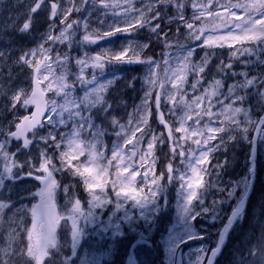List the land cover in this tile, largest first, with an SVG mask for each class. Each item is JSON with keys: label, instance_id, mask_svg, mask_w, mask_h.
<instances>
[{"label": "snow or ice", "instance_id": "6c2138e0", "mask_svg": "<svg viewBox=\"0 0 264 264\" xmlns=\"http://www.w3.org/2000/svg\"><path fill=\"white\" fill-rule=\"evenodd\" d=\"M139 2L141 7H136L137 0H30L22 21L11 25L15 32L29 34L39 13H47L48 30L40 35L42 43L36 48L21 49L15 59V64L21 69H31L32 76L27 78L31 90L20 86L23 81L0 88V95L7 101L0 113V119L5 120V124L0 125V217L6 214L5 210L11 212L14 209L9 193L16 181L31 178L43 187L38 192L29 193L39 197L40 203L30 209L31 228L21 229L26 239L22 237L13 247V241L5 237L4 245L0 246V264H47L51 250L56 246L55 233L59 222L67 219L75 224L76 217L81 215L82 206L78 199L73 208L74 215L63 217L55 213L53 198L58 183L53 172L67 169L73 176L82 178L93 206L99 209L117 203L144 205L153 202L166 176L178 178L182 182L181 188L186 190L185 206L190 207L205 186L201 173L207 170L202 166L209 163V154L216 150L217 145L225 142L224 135L216 134L229 136L237 129L254 133L264 130V116H254L252 107H245L250 94L258 98V104H264V71L258 70L264 69V0H238L237 3L228 0L225 4H221L220 0ZM234 9L243 10L245 16H238ZM94 10L102 13L97 23L103 24L109 15L113 22L108 25L109 31L85 34L77 42L78 46L96 44L117 34L135 35L141 29H146L149 34L146 42L136 45L129 42L119 52L105 50L95 56L84 53L83 59L59 52L53 56V45L62 44L71 49L76 31L82 29L87 32L88 17L93 15ZM188 10H191L190 16H186ZM73 14L81 16V19L68 22ZM57 21L62 27L59 34L53 36ZM174 26L175 33L172 31ZM7 27H0V32ZM180 27L186 29L192 41H200L207 32L203 45L227 48V57L219 59L218 54L211 51L205 52L199 63H191L195 48L179 45V52L186 54L175 57V70L169 74L170 62H163L166 87L165 82L157 83L153 70L159 67V63L149 52H154L157 47H174L172 39L181 34ZM221 29H226V32L220 34ZM46 44L48 47H45ZM38 54L42 59H35ZM9 55L5 50H0V61H6ZM213 57L219 59L214 69L215 76L220 78H213L203 95H194L187 100L189 93L183 85L187 83L188 74L196 77L195 82L189 85L195 93L197 85L211 72L209 66ZM121 63L148 66L149 74L143 81L147 86L143 107L147 111L148 100L152 98L156 122L167 128L166 133L159 136L152 134L147 118L142 117L129 129L131 134L128 135L125 128L133 124L132 115L127 116V124H122L120 119L113 116L116 106L107 97L114 80L109 79L105 83L100 77H104L106 66ZM70 64L77 69L76 72L68 70ZM53 65L60 71L56 72ZM89 69L91 78L86 76ZM112 75L116 76L115 73ZM7 79L12 80L13 77L9 75ZM228 80L232 82L226 86ZM44 81L47 83L41 86ZM134 83L135 80L130 81L128 86L133 87ZM212 98H216V103L221 106L218 113L211 110L215 106ZM224 100L230 103L224 104ZM205 101L207 105L201 107ZM235 104L240 106L234 107ZM162 107L167 109V114L173 120L178 121V127H169ZM29 108L35 109L31 115H18ZM6 114H10L12 119H5ZM220 116L225 117L220 123L228 126L227 132L221 126L206 124L200 127L204 118L211 122L213 117ZM241 116L243 120L238 118ZM189 121L192 122L190 126ZM104 124L112 129L111 134L116 141L110 150L105 149L103 143V137L109 134ZM142 126H147L149 130L145 131ZM146 137H149L146 148H141ZM187 139H192L197 150L184 151L182 141ZM157 144L167 146L170 160L158 176L154 172ZM33 150L35 156L30 154ZM106 150L110 155H105ZM25 153L29 155L21 159ZM50 153L59 154L60 168L52 163ZM85 154L87 159L84 163L73 164L74 160ZM190 156L194 158L191 162ZM146 157H151L147 166ZM181 158L188 164L183 174L174 167V162ZM113 168L115 179L109 181V169ZM138 177L140 184L147 186L146 192L144 187L134 186ZM65 191H68V187H65ZM192 218L195 219V216ZM11 235L14 237L16 233L13 231Z\"/></svg>", "mask_w": 264, "mask_h": 264}, {"label": "rangeland", "instance_id": "374dc122", "mask_svg": "<svg viewBox=\"0 0 264 264\" xmlns=\"http://www.w3.org/2000/svg\"><path fill=\"white\" fill-rule=\"evenodd\" d=\"M201 2H207V0H201ZM227 2L228 0H220L221 4ZM237 2L238 0H231V3ZM29 3L30 0H0V27L4 25L9 26L5 31L0 32V50H5L6 54L10 53L6 61H0V88H6L9 84L23 81V83H20V86L28 88L29 91L31 90L27 82V78L32 76L31 69H21L15 64V59L20 54L21 49L27 50L29 48H36L38 44L42 43L40 39L35 38L34 29L37 27L38 19L47 22V13L45 11L39 13L36 17L33 31L29 34L18 33L11 28L13 23H20L22 21L24 18L23 14ZM141 6V3L137 0L136 7ZM221 11H223V9H221ZM234 11H237L238 16H245L243 10L234 9ZM101 15V11H93V15L88 17L89 27L87 32L82 29L76 31L71 49L62 44L53 45V56L59 52L68 53L71 56L83 59L84 53H87L88 56H95L101 54L105 50L119 52L122 47L128 45L129 42L133 45L146 42V38H148L149 34L146 29H141L135 35L124 36L117 34L107 40H99L96 44L78 46L77 42L81 41L85 34H92L93 32L102 34L103 32L109 31L108 25L113 22L111 16L109 15L105 18L103 24H101L96 22L97 18L101 17ZM190 15L191 10H188L186 16ZM72 19H81V16L73 14V16L69 17L68 22ZM197 26H199V24H197ZM61 27V24L57 21L53 28L52 35L57 36ZM162 27H167V25H162ZM47 30L48 24L44 30L40 31L41 33H45ZM172 31L175 33L176 26L172 28ZM225 32L226 29H221L220 34H224ZM180 33L178 37H173L172 39L174 47H157L154 52H149V55L159 63V67L153 70L157 78V83L165 82L163 62L169 60L168 71L170 74L176 68L175 57L177 55L183 56L186 54L179 52V45L195 48L193 56L191 57V63H199L205 52L215 51L219 59H226L227 57V48L220 49L218 46L208 48L203 45L202 42L208 35L207 32L201 37L200 41L190 40L186 29L183 27H180ZM17 39H19L20 42L15 46L11 40L15 41ZM197 45L200 46L197 47ZM45 47H48V45L46 44ZM197 51H199L200 56L197 60H193L194 54ZM161 53H165V55H161ZM141 58L143 59L144 57ZM35 59H42V56L38 54ZM139 64L141 63H121L106 66L104 77H100V79L105 83L109 79L114 80L113 85L109 88V95L107 97L110 102L113 103L114 99L112 97L113 91H111V88L123 77L125 72L124 69ZM53 67L56 72L60 71L55 65H53ZM68 70L72 72L77 71L72 64L68 66ZM143 71L142 80L144 81L149 74L147 65L143 66ZM112 73H115L116 76L113 77ZM9 75L13 77L12 80L7 79ZM86 76L91 78V69L86 72ZM190 78H192V83L196 80L193 74H188L187 83L183 85L186 91L190 88L189 85H191ZM46 83L47 81H44L41 86H44ZM165 86L167 87V82H165ZM208 86L209 85H204L203 78L201 83L197 85L198 90L196 91V95H203L204 91L208 89ZM143 88L147 90L145 85H143ZM117 95L118 94H116L115 98H117ZM154 95L155 93H153V96ZM50 96L51 93H49V97ZM189 96L186 97L187 100H189ZM221 99H223V97H221ZM149 102L152 103V98H149ZM6 103L7 101L4 99L3 95H0V113L3 112L2 105ZM228 103H230V101L224 100V104ZM212 104L215 105L211 109L213 113L221 111V106L216 103V98H212ZM114 105L116 106V111L113 112V116L121 121L123 112L120 111V107L117 103ZM206 105L207 101H205L201 107H205ZM26 112L18 113V115L22 116ZM165 115L171 118L167 114V109ZM5 119L10 120L12 117L10 114H6ZM224 119V116L213 117L211 122H209L208 118H204L201 120L200 127L203 128L206 124L211 127H222L223 125L220 121ZM175 121L176 120L173 119L168 120L167 123L169 127H178L179 124L177 121L175 123ZM136 123L137 121L133 119V124L125 128V132L128 135L131 134L129 129L134 127ZM191 123L192 122L189 121L188 126H190ZM4 124L5 120L0 119V125ZM106 127H108L107 124ZM227 128L228 126L226 125V129ZM166 132L167 128L163 127L162 130L157 133V136ZM173 135L175 136L177 134L173 133ZM216 135L220 136L221 133H217ZM104 137L103 143L105 149L110 150L112 144L116 142L115 137L109 138L108 143L105 141ZM263 137L264 130L261 132V142H264ZM148 138L149 137H146L144 142L140 145L141 148H146ZM120 142L122 143L123 141ZM182 143L185 152L197 150L196 145L192 143V139L184 140ZM212 143L215 144V141ZM161 148L159 144L156 145L155 155L157 158L159 157ZM107 150L105 151L106 156L110 155V152ZM166 151L168 155V148H166ZM166 151L164 150L163 152ZM30 154L35 156V150ZM28 155L29 153H25L20 158L26 159ZM50 155H52V163L55 164L56 159L59 158V154L53 155L50 153ZM86 159L87 154H85V156H80L79 159L74 160L73 163L82 164ZM192 159L194 158L190 156L189 162H191ZM150 160L151 157H146V166L147 162H150ZM101 163H103V161ZM178 163L179 167H177L176 170L180 174H183V168L188 169V164L183 158L178 160ZM155 167L156 163L154 170ZM140 171L143 172L144 169H140ZM60 172H53V176L58 183V188L54 192L53 203L59 207V215L68 217L74 215L73 208L75 207V201L77 199L79 200V197L72 185L59 181L57 174ZM174 174L176 175V173H173V175ZM113 179H115L114 168L109 169V181ZM181 183L182 182L178 178L173 179L167 177L166 180L163 181L159 189V195L155 201L144 205H135L130 202H125L123 205L117 203L105 205L103 209L94 207L90 196L87 198L86 192V198L88 200H82V212L81 215L76 217L75 224L67 219L59 222L55 234L56 246L51 250V256L47 264H204L209 250L211 247L215 246L210 239L211 225H220L222 221L224 222L225 219L223 215H225L226 209L231 202L232 191L224 189L220 198L209 188L205 190L202 188L199 192L198 199L195 200L190 207H186V190L181 188ZM229 183L233 184L230 181L227 184ZM134 186L138 188L144 187L145 192L147 191V186L140 184L139 177ZM41 187H43L41 183L31 178L16 181L15 184L12 185L9 196L14 202V209L11 212L5 210L6 214L0 217V246L4 245L5 237L13 241V247L16 246V242L22 237L26 239L21 229L31 228L32 216L30 209L36 202L40 201L39 197L31 196L29 193L38 192ZM65 187H68V191H65ZM81 187L86 190L83 181ZM22 205L23 207H21ZM25 209L29 211H25ZM193 216H195V219L192 218ZM145 227L148 228L147 232L142 229ZM13 231L16 233L14 237L11 235ZM20 246L23 247L22 244ZM158 247H160L161 250L162 260L157 256L156 250ZM248 248L249 253L243 254L239 259L230 254L231 249L229 248L228 252L225 254V258L221 259L220 262H222V264H234L231 261L233 260L238 264H264V241L259 247L257 245L255 246L253 242ZM20 264H23V262H20Z\"/></svg>", "mask_w": 264, "mask_h": 264}, {"label": "trees", "instance_id": "16d2710c", "mask_svg": "<svg viewBox=\"0 0 264 264\" xmlns=\"http://www.w3.org/2000/svg\"><path fill=\"white\" fill-rule=\"evenodd\" d=\"M42 23L43 22L41 21H37L38 26ZM213 59L214 61L209 66L211 68V72L204 76V85H209L213 78H220L219 76H215L214 69V65L217 64L219 60L217 59V57L212 58V60ZM143 66L145 65L139 64L137 66H129L124 69L125 72L123 77L114 85V88L112 90V97L114 98L113 103H117L120 107V111L123 112V115L121 117L122 124H127V116L129 114H131L133 119H135V121L137 122L140 120V118L144 117L148 120V125H150L152 134L157 135V133L162 130L163 126L156 122L154 107H152V103L149 102V100L148 110L145 111L143 107V96L146 91V89L143 88L144 83L142 80V76L144 74ZM237 70H239V66H237ZM258 70L264 71V69ZM207 71L208 70H206V72ZM133 80H135L134 86L129 87V82ZM192 82L193 81H191L190 84H192ZM231 82V80L226 81V86ZM187 92L190 95H188L189 100H191L193 96L196 95V92L193 93L191 88L187 89ZM116 94H118L117 98H115ZM257 100L258 98L254 94H250L245 107L251 106L253 110V115L261 116L264 110V104H258ZM234 106L237 107L240 105L235 104ZM161 110L166 113V109L162 108ZM238 118L243 120L242 116ZM165 120L168 121L172 119L168 118V116L165 115ZM103 127L107 129L106 124H104ZM142 127L145 131L149 130L147 126ZM222 127H225L226 132L228 131V128L226 129V125H223ZM107 131L109 133L108 129ZM108 135H105V137H107ZM221 135H224L225 142L217 145L216 150L209 154V163L202 166L204 169L207 170L206 173H201L203 180L205 181V186L203 187V189L205 190L206 188H209L211 191H213V193H215V195L217 194V197L220 198L224 189L232 191L231 203L235 204L238 200H240V198L243 197V195L248 189V171L251 167L249 163V157L252 148L253 131L249 130L247 132H241L237 129L236 131H232L229 136L225 135V133H221ZM166 148V145L161 148L160 159L156 161V169L154 170V172L157 176L165 170L167 163L170 162ZM164 150L166 152H163ZM55 165L56 167H61V164L59 163V158L56 159ZM174 167H179L178 160L174 162ZM161 168H163V171L160 170ZM183 170L184 172L187 171V169L185 168H183ZM57 177L61 182L70 181L72 185H75V187L78 188V196L81 195L82 199L88 200L87 198L89 197V194L87 193L86 198L87 191L81 187L82 180L80 177L73 176L67 171V169L57 174ZM167 177L168 176L165 177L164 181ZM229 181L232 182L234 185L230 183L227 184ZM257 198H259L258 205H260V207L254 211V200H256ZM260 210L264 211V142H261V138L258 142L256 177L254 181L253 190L249 199V203L245 211V216L247 218L244 219V221L234 233L237 234L236 237L243 246L248 238L249 240L255 238L254 236L246 237V235L248 234V223L251 219L253 221H256L254 220L255 214ZM147 231L148 228L145 227V232ZM210 238L214 243L215 241H217V234H215V236L212 235Z\"/></svg>", "mask_w": 264, "mask_h": 264}, {"label": "water", "instance_id": "95a60500", "mask_svg": "<svg viewBox=\"0 0 264 264\" xmlns=\"http://www.w3.org/2000/svg\"><path fill=\"white\" fill-rule=\"evenodd\" d=\"M33 111H35L34 108H32V111L28 115H31V113ZM262 116H264V113H263ZM257 139H258V133H254V135H253L252 153H251V157H250V162L252 164V167L250 169V174H251L250 189L247 192L246 196L236 205V207L230 213L229 217L227 218L226 225H225V227H224V229L222 231L221 240H220L218 246L215 247L210 252L205 264H215V259L217 257H219L221 252H222V249H223L224 244H225V238H226V235H227L229 229L231 228L232 225H234L236 223L237 217L243 212V209H244V207H245V205H246V203L248 201V197H249V194H250L251 186H252L253 180H254L255 162H256V156H257ZM55 213H58V210H57L56 206H55Z\"/></svg>", "mask_w": 264, "mask_h": 264}, {"label": "bare ground", "instance_id": "6f19581e", "mask_svg": "<svg viewBox=\"0 0 264 264\" xmlns=\"http://www.w3.org/2000/svg\"><path fill=\"white\" fill-rule=\"evenodd\" d=\"M213 61H214V59L212 60V62ZM160 170L163 171V168H161ZM258 203H259V198L254 200V208H253L254 211L260 207V205H258ZM224 219H225L224 222L222 221L220 225H218V224H216L215 226L211 225V233L214 236H215V234H217V239L219 241L221 240L222 231H223V229L226 225V222H227V218H224ZM254 220H256V221H253L251 219L248 223V230H247L248 234L246 235V237H249V236L253 237L254 236L255 238H257V240H259V238L257 236L264 234V230H263V228H264V226H263V224H264V211L260 210V211L256 212ZM214 230H215V232H214ZM249 246L250 245H244L243 246L239 242V240L237 238H235L231 241L230 249L237 252L238 254H240L242 256L243 254L249 253V248H248ZM231 261L234 264H238V263H235L233 260H231Z\"/></svg>", "mask_w": 264, "mask_h": 264}]
</instances>
